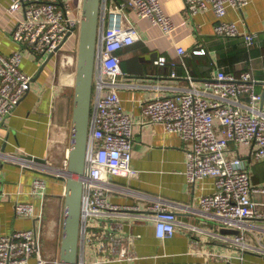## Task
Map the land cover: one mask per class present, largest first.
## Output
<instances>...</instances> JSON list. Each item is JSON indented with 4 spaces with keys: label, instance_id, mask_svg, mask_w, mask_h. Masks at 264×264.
Listing matches in <instances>:
<instances>
[{
    "label": "built area",
    "instance_id": "1",
    "mask_svg": "<svg viewBox=\"0 0 264 264\" xmlns=\"http://www.w3.org/2000/svg\"><path fill=\"white\" fill-rule=\"evenodd\" d=\"M248 4L249 0H186V9L191 16L211 9L220 20L214 28L217 35L242 36L246 46L254 47L260 41L258 32L242 31L235 22L225 20L228 9L242 10ZM8 11L12 15L23 11V17L17 19L12 31L13 39L21 47L38 55L63 54L65 59L61 65L64 68L74 64L62 48L79 32L82 7L74 15L70 4L59 6L57 0H12ZM131 11L160 27L167 37L172 36L176 28L171 16L163 11L160 0L101 2L90 120L92 144L85 170L77 264L138 262L141 256L130 251L124 245L123 236L117 234L123 224L114 221L139 219L155 223L156 234L162 240L172 238L179 229L189 233L190 254L206 261H231L235 257L233 251L242 260L247 253L264 256V201L256 200V196H264V185L253 184L248 171L249 157L231 155L233 143L245 145L251 148V159L264 163L263 96L256 91L258 81L252 71H243L237 76L223 68L202 88L191 83L177 96L159 94L142 105L151 124H163L167 132L190 141L185 169L187 182L195 184L214 179L215 191L202 195L198 208L191 209L161 196H154V203L145 211L138 206L110 201L114 193H138L115 181V177L135 179L141 175L132 166L134 121L124 110L118 90L123 75L120 51L140 38L130 19ZM205 52V49L196 51L197 54ZM179 53L185 55L186 50L180 47ZM22 60L19 50L8 57L0 52V125L31 89L33 75L20 68ZM166 62L165 57H160L155 64ZM69 158L68 149L61 167L56 168L47 162L22 160L14 154L0 152L3 162L20 161L24 167L29 166L39 173L33 180L31 192L43 198L47 186L44 176L67 177ZM193 210L202 219L215 222L220 230L187 223L178 216L179 211ZM15 212L21 217L33 218L34 225L0 237V264H29L31 259H35L36 264H60V257L45 254L44 211L37 212L31 202H17ZM226 230L237 233H225ZM137 237L140 235L129 234V243L135 242ZM209 243H217L221 248L207 249ZM91 251L95 257L89 260Z\"/></svg>",
    "mask_w": 264,
    "mask_h": 264
},
{
    "label": "crops",
    "instance_id": "2",
    "mask_svg": "<svg viewBox=\"0 0 264 264\" xmlns=\"http://www.w3.org/2000/svg\"><path fill=\"white\" fill-rule=\"evenodd\" d=\"M57 2L59 6L70 4L74 15L82 7V0ZM160 2L163 11L171 16L176 25L173 35L165 36L160 27L131 11L130 19L137 27L140 38L120 51L123 75L120 76L121 85L118 90L124 110L134 121L132 166L141 175L135 179L115 177V181L138 193H114L110 195V201L138 206L145 211L154 203V196H161L196 209L202 195L215 191L214 179L207 178L195 184L187 182L185 169L190 141H185L176 133L167 132L163 124H151L148 116L143 113L142 105L159 94L177 96L191 83L202 88L207 80L217 76L223 68L237 76L243 71H252L258 81L256 91L262 94L264 105V0H249V4L242 10L228 9L225 17V20L235 22L242 31L260 34V41L254 47L246 46L242 36L217 35L214 28L220 20L211 9L191 16L186 9V0ZM11 3L12 0H0V52L6 57L17 50L22 52L20 68L33 75V80L29 92L0 125V151L14 154L22 160L33 155L58 168L72 140L77 68H73V64L64 68L59 60L60 54H55L46 62L50 54L38 55L15 42L12 31L17 19L23 17V11L16 15L10 14L8 7ZM78 45L79 39L76 41L75 34L62 48L70 57V62L76 61L72 53L78 51ZM180 47L186 50L185 55L179 53ZM204 49V54L196 53ZM160 57L166 58L164 65L155 64ZM231 147L232 156L250 158L248 171L252 175L253 184L264 185V163L251 159V148L234 143ZM37 174L34 168L24 167L20 161L0 163V237L10 235L15 230L30 229L34 225L33 218L21 217L15 212L17 202H31L37 212L44 211L45 254L58 258L64 231L67 177L44 176L47 186L46 197L43 198L31 192ZM256 200L264 201V196L258 195ZM178 213L184 222L213 231L220 230L215 222L202 219L194 210ZM120 221L123 225L117 234L123 236L124 245L138 253L141 259L138 262L120 260L106 264H264V256L247 253L242 260L234 251L232 254L235 257L231 261H206L198 255L190 254L191 237L182 229L177 230L172 238L162 240L157 236L153 222L141 219L114 222ZM257 223L262 224V221ZM129 234L140 237L129 243ZM207 246V249L221 248L217 243H209ZM93 257L94 253L89 252L88 259ZM29 264H36V260L31 259Z\"/></svg>",
    "mask_w": 264,
    "mask_h": 264
},
{
    "label": "water",
    "instance_id": "3",
    "mask_svg": "<svg viewBox=\"0 0 264 264\" xmlns=\"http://www.w3.org/2000/svg\"><path fill=\"white\" fill-rule=\"evenodd\" d=\"M101 2L102 0H83L82 6L72 116V140L69 149V165L66 173L65 218L60 246V264H77L80 251L79 240L85 170L87 155L92 144L90 120L93 109V79L97 53L96 46L100 28ZM54 55L55 53H51L46 62L54 57ZM25 158L41 163L47 162L33 155H28ZM0 163H3L1 159ZM226 232L237 233L235 230H226Z\"/></svg>",
    "mask_w": 264,
    "mask_h": 264
},
{
    "label": "rangeland",
    "instance_id": "4",
    "mask_svg": "<svg viewBox=\"0 0 264 264\" xmlns=\"http://www.w3.org/2000/svg\"><path fill=\"white\" fill-rule=\"evenodd\" d=\"M79 36H80V32H78L77 34H76V41L79 39ZM68 53H72V52H68ZM73 55H75L76 56V61L74 62V64L72 65V67L74 68H76V64H77V55H78V51L77 52H74V53H72ZM60 62L62 61V60H64L65 59V56H63V54H61L60 56ZM66 68H68V66H66Z\"/></svg>",
    "mask_w": 264,
    "mask_h": 264
},
{
    "label": "bare ground",
    "instance_id": "5",
    "mask_svg": "<svg viewBox=\"0 0 264 264\" xmlns=\"http://www.w3.org/2000/svg\"><path fill=\"white\" fill-rule=\"evenodd\" d=\"M72 57V56H71ZM70 58V57H69ZM72 60V59H71Z\"/></svg>",
    "mask_w": 264,
    "mask_h": 264
}]
</instances>
